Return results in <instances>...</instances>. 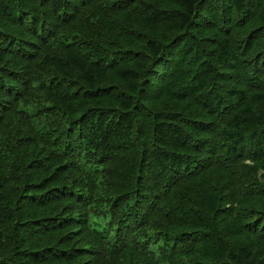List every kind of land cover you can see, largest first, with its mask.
<instances>
[{
  "label": "trees",
  "instance_id": "obj_1",
  "mask_svg": "<svg viewBox=\"0 0 264 264\" xmlns=\"http://www.w3.org/2000/svg\"><path fill=\"white\" fill-rule=\"evenodd\" d=\"M0 264H264V0H0Z\"/></svg>",
  "mask_w": 264,
  "mask_h": 264
},
{
  "label": "bare ground",
  "instance_id": "obj_2",
  "mask_svg": "<svg viewBox=\"0 0 264 264\" xmlns=\"http://www.w3.org/2000/svg\"><path fill=\"white\" fill-rule=\"evenodd\" d=\"M130 136V135H129ZM134 161V160H133ZM181 164V163H180Z\"/></svg>",
  "mask_w": 264,
  "mask_h": 264
}]
</instances>
